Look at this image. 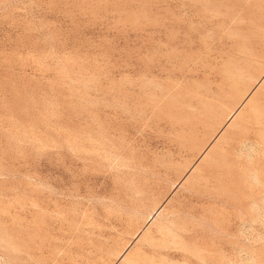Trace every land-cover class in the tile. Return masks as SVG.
I'll return each mask as SVG.
<instances>
[{"label":"rangeland","instance_id":"rangeland-1","mask_svg":"<svg viewBox=\"0 0 264 264\" xmlns=\"http://www.w3.org/2000/svg\"><path fill=\"white\" fill-rule=\"evenodd\" d=\"M256 1L0 0V264H118L159 206L196 229L184 258L158 264H264V140L249 123L224 149L239 182L182 201L263 74L264 44L221 77Z\"/></svg>","mask_w":264,"mask_h":264},{"label":"bare ground","instance_id":"bare-ground-1","mask_svg":"<svg viewBox=\"0 0 264 264\" xmlns=\"http://www.w3.org/2000/svg\"><path fill=\"white\" fill-rule=\"evenodd\" d=\"M254 4L256 7L255 12L249 17V25L246 31L236 34L235 36L236 41L233 42V51L235 55L229 58V65L227 68H222L221 70V77L224 81H230L232 83L239 73V70H242V68L248 64L249 60L255 55L257 49L264 44V0H257ZM228 10L229 9H226L225 12L227 16L232 14L231 11ZM214 88L216 87L214 86ZM195 104V110L190 112L187 117L193 124L200 119L199 114L207 108L206 102H204L201 97ZM229 119L230 122L227 124V130L215 141L217 145L216 149L214 148L213 151L208 150L202 158V166L198 169L197 173L198 179H191L189 183L183 186L184 192L182 201L185 204L191 200L200 201L210 197H220L222 193H224V190L227 189L228 184L235 185L239 182V161L236 156H228L227 153L224 152V149L230 148V151L234 153L236 147L244 142L240 135L241 129H245L243 124H250L248 127V135L252 134V138L259 139L261 137L264 140V71L259 78L256 91L246 100L243 108L236 114H232ZM196 181H200V186L202 187L199 188L195 186ZM159 207H157L158 209L155 208V211L149 213L145 221L149 223L157 216H160V218H162V223L153 230L152 235H149L151 231L149 228L139 236L136 241L138 247L133 250L134 255H136L134 258H131V255L128 253L121 255V258L118 256L120 258L118 264H139V258L143 257L139 250L143 253H146L145 251L148 250V252L151 253L150 257L145 254V262L143 264H158L155 262L152 254L168 256L171 259L184 258V254L178 250L179 248H184L181 244V238L189 236L186 229H196L194 227L195 225H190L185 222H176L174 219V207L161 214L160 212L162 209ZM184 207H182L183 211ZM185 212L191 213L187 208ZM155 237H158V239L153 241ZM98 247L97 244L94 246L92 245L90 252L95 253ZM92 257L93 256H90L88 259Z\"/></svg>","mask_w":264,"mask_h":264}]
</instances>
